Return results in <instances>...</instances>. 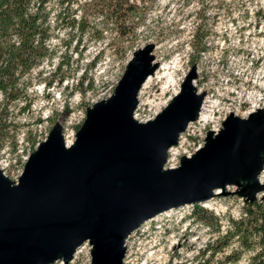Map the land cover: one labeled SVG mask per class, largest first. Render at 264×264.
<instances>
[{
	"label": "rangeland",
	"instance_id": "374dc122",
	"mask_svg": "<svg viewBox=\"0 0 264 264\" xmlns=\"http://www.w3.org/2000/svg\"><path fill=\"white\" fill-rule=\"evenodd\" d=\"M259 9L264 12V0H147L137 39L126 52L110 42V35L100 41L85 39L77 50L74 42L66 46L54 37L52 60L32 72L30 110L18 113L22 102L13 109L19 127L0 145L3 176L16 184L23 173L22 160L50 133L60 134L65 147L72 145L77 133L86 130L88 113L116 93L123 75L140 59L145 75L153 76L147 88L137 89L133 119L154 118L184 92L189 101L205 104V117L190 120L166 150L165 170L193 156L228 124L247 119L255 109L264 110L260 87L264 76L258 79L264 67V21ZM200 41L206 50L199 54L194 43ZM148 64L153 69L148 70ZM49 81L53 84L45 86ZM255 176L214 187L210 198L200 203L225 225L229 217L240 216L244 202L263 193L264 169ZM191 209L192 204H185L167 216L157 214L141 222L124 238L122 264H195L207 259L209 252L202 255L201 250L218 232L193 224ZM94 242L80 244L67 262L61 254L51 264H93ZM232 246L215 253L214 261L222 260ZM248 256L243 253L231 264H247Z\"/></svg>",
	"mask_w": 264,
	"mask_h": 264
},
{
	"label": "water",
	"instance_id": "95a60500",
	"mask_svg": "<svg viewBox=\"0 0 264 264\" xmlns=\"http://www.w3.org/2000/svg\"><path fill=\"white\" fill-rule=\"evenodd\" d=\"M137 63L116 93L88 113L71 148L50 133L16 184L0 171V264L66 262L93 239V264H122L124 238L146 219L210 198V190L256 172L264 150V110L236 120L179 166L166 150L193 117L186 92L146 122L133 119L146 78ZM256 177V176H255ZM246 178V179H247Z\"/></svg>",
	"mask_w": 264,
	"mask_h": 264
},
{
	"label": "trees",
	"instance_id": "16d2710c",
	"mask_svg": "<svg viewBox=\"0 0 264 264\" xmlns=\"http://www.w3.org/2000/svg\"><path fill=\"white\" fill-rule=\"evenodd\" d=\"M146 2L0 0V145L15 135L19 127L13 109L22 102L18 113L30 110L28 90L32 72L43 62L52 60L54 37H60L66 46L74 42L77 50L85 39L100 41L110 35V42L126 52L133 48L137 39L140 21L145 15L142 7ZM259 10L264 21V12ZM99 18L102 22L97 24L95 21ZM201 41L194 43L199 54L206 50ZM52 84L49 81L45 86ZM35 144L33 142V146ZM241 211L239 217H229L223 225L221 218L200 202L192 204L191 222L218 232L216 238L201 250L202 255L209 252L207 259L195 264L237 263L246 252L249 253L247 264H264V191L258 199L244 202ZM234 242L237 245L232 246ZM230 246V252L222 260L214 261L215 253Z\"/></svg>",
	"mask_w": 264,
	"mask_h": 264
},
{
	"label": "bare ground",
	"instance_id": "6f19581e",
	"mask_svg": "<svg viewBox=\"0 0 264 264\" xmlns=\"http://www.w3.org/2000/svg\"><path fill=\"white\" fill-rule=\"evenodd\" d=\"M149 65V67H148V70H151V69H153V65H151L150 66V64H148ZM147 70V69H146ZM150 72V71H149ZM152 74H150L149 76H147V78L146 79H144L143 80V82L141 83V88L143 89V88H147L148 87V85H149V83L151 82V80H152ZM264 76V67H263V69H262V71H261V73L258 75V79H261L262 77ZM260 87H262V88H264V84H262V83H260ZM254 94V93H253ZM253 97H255V94L254 95H252L251 96V98H253ZM256 101V99L255 100H253L252 102L254 103ZM135 102V101H134ZM135 104V103H134ZM133 110L135 109V106L133 105ZM205 108V104H202V103H198V105L196 106V108H195V110H194V112H193V117H192V119H191V121H195V120H197V119H200V118H204L205 117V115H203V112H202V110ZM258 110H261V109H258ZM258 110H253V113L252 114H254V113H256V111H258ZM133 115V114H132ZM151 119H153V118H151ZM150 120V119H149ZM190 123V122H189ZM217 135H215V136H213L212 137V139L213 138H215ZM73 144H74V142H73ZM73 144L72 145H68L69 147H65V148H71L72 146H73ZM259 165H258V167H257V169H256V172H255V174H257V172H259V170H262V169H264V151H261V152H259V163H258ZM255 174L253 175V177H255ZM248 176H245V177H243V179L240 177H238L237 179L238 180H241V182H243V180H245L246 178H247ZM253 177H251L250 176V178H253ZM248 179V178H247ZM246 181V180H245ZM247 182V181H246ZM171 210H173V208H170V209H168L167 210V212H164L165 214H166V216L167 215H169L170 213L169 212H171ZM128 235H130V233L128 234ZM125 240V239H124ZM127 241V240H126ZM123 243H124V241H123ZM124 252H126V248H125V246H124Z\"/></svg>",
	"mask_w": 264,
	"mask_h": 264
},
{
	"label": "built area",
	"instance_id": "2783aa9c",
	"mask_svg": "<svg viewBox=\"0 0 264 264\" xmlns=\"http://www.w3.org/2000/svg\"><path fill=\"white\" fill-rule=\"evenodd\" d=\"M146 121H149V120H140L139 122H146ZM29 157L30 156H27V157H24V159L22 160V163L24 164V166H25V164L27 163V160L29 159ZM179 166V165H178ZM175 167H177V166H174V167H171V168H175ZM185 205V204H184Z\"/></svg>",
	"mask_w": 264,
	"mask_h": 264
}]
</instances>
